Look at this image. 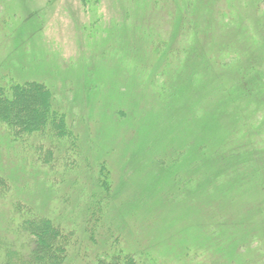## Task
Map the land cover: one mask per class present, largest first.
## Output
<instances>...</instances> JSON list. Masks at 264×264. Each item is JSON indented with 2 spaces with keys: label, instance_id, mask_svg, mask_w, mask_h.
Wrapping results in <instances>:
<instances>
[{
  "label": "rangeland",
  "instance_id": "1",
  "mask_svg": "<svg viewBox=\"0 0 264 264\" xmlns=\"http://www.w3.org/2000/svg\"><path fill=\"white\" fill-rule=\"evenodd\" d=\"M11 82L72 134L0 121V241L27 248L30 212L71 233L64 264H264V0H0Z\"/></svg>",
  "mask_w": 264,
  "mask_h": 264
},
{
  "label": "trees",
  "instance_id": "2",
  "mask_svg": "<svg viewBox=\"0 0 264 264\" xmlns=\"http://www.w3.org/2000/svg\"><path fill=\"white\" fill-rule=\"evenodd\" d=\"M27 97L33 99V107L28 106ZM57 112L58 110L52 106L51 91L40 86L38 82L29 84L11 82L8 87L0 84V121L5 124L12 138L20 143H28L31 137L35 139L44 137L55 143L65 135L72 134L62 115H58ZM74 142L71 140L66 146ZM37 149L42 152H40L42 162L50 161L52 149H43L41 145H38ZM108 178L107 170L101 168L98 184H101L103 192L109 190ZM0 185H5L2 178H0ZM99 200L92 210L93 219L105 208V204L101 205ZM18 221L19 234H15L21 236L20 239L23 238V242L28 243L27 248H23L24 244L14 247L13 242L1 240L0 264H64L70 244L69 231L48 217L31 215L30 212L22 213ZM105 257L98 260L97 264H136L131 255L120 258V255L113 254L112 257L107 256V260ZM119 258L120 263H118Z\"/></svg>",
  "mask_w": 264,
  "mask_h": 264
}]
</instances>
